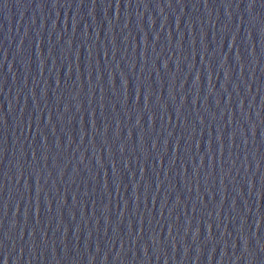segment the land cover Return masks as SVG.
Wrapping results in <instances>:
<instances>
[{
	"label": "water",
	"instance_id": "obj_1",
	"mask_svg": "<svg viewBox=\"0 0 264 264\" xmlns=\"http://www.w3.org/2000/svg\"><path fill=\"white\" fill-rule=\"evenodd\" d=\"M0 264H264V0H0Z\"/></svg>",
	"mask_w": 264,
	"mask_h": 264
}]
</instances>
